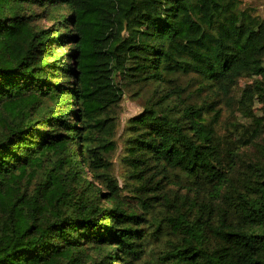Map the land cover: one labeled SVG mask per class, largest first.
<instances>
[{"label":"trees","instance_id":"obj_1","mask_svg":"<svg viewBox=\"0 0 264 264\" xmlns=\"http://www.w3.org/2000/svg\"><path fill=\"white\" fill-rule=\"evenodd\" d=\"M241 4L0 0V264H264V163L242 173L205 104L166 95L131 119L129 192L151 218L124 207L110 159L119 77L194 74L225 95L264 81V17ZM257 90L243 91L245 112L264 102ZM173 174L185 207L169 203Z\"/></svg>","mask_w":264,"mask_h":264},{"label":"rangeland","instance_id":"obj_2","mask_svg":"<svg viewBox=\"0 0 264 264\" xmlns=\"http://www.w3.org/2000/svg\"><path fill=\"white\" fill-rule=\"evenodd\" d=\"M241 2L242 8H254L260 15L264 16V9L262 8L264 0H241ZM33 11L39 16L35 23L42 27L55 28L52 26L54 20L42 14V9L34 8ZM55 13L58 16L67 15L68 11L60 8ZM197 77L194 74L172 75L169 82L148 84L139 83L135 78L123 81L119 77V81L123 83L124 97L120 106L114 110L111 139L116 145V149L110 154V159L113 165L112 175L123 188L121 201H123L126 209L144 212V215L152 212L151 210L140 209L137 198L129 192L134 187L139 186L140 182L134 178H128L135 171L128 163L131 156L129 153L131 144L128 143L137 135V131L131 128V119L143 114L147 107L166 100V95L171 98L167 103L172 106L177 104L178 96L190 104L206 105L208 110L206 118L208 121L213 120L215 122L221 138L232 143L233 148H241L240 158L237 162L242 173L247 172L246 167L252 162L264 163V102L257 99L252 106V111L245 112L242 97L246 88L253 87L258 91V85H264V81L261 78H242L233 91L225 95L221 90H211L205 87L203 89L201 80ZM58 81H63V79ZM249 114L251 115L250 118L247 117ZM256 120L262 124L261 137L257 138L254 144L245 146L246 143L253 140L252 135L255 136L252 132L257 127ZM87 177L90 179L89 176ZM172 179L174 183L169 181L166 183L169 203H172V209L175 205L185 207L186 200H192V194L189 196L187 191L182 188L181 183H184V180L179 175L173 174ZM95 185L97 186L98 183ZM151 216L152 214L146 215L147 218H151Z\"/></svg>","mask_w":264,"mask_h":264},{"label":"crops","instance_id":"obj_3","mask_svg":"<svg viewBox=\"0 0 264 264\" xmlns=\"http://www.w3.org/2000/svg\"><path fill=\"white\" fill-rule=\"evenodd\" d=\"M262 8L264 9V6H262ZM263 13H264V11H263ZM264 17V16H263Z\"/></svg>","mask_w":264,"mask_h":264}]
</instances>
